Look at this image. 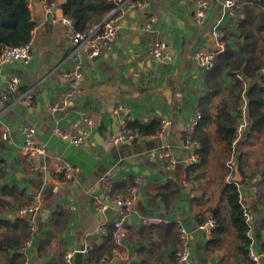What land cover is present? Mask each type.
Returning <instances> with one entry per match:
<instances>
[{"label":"crops","instance_id":"0c3cea01","mask_svg":"<svg viewBox=\"0 0 264 264\" xmlns=\"http://www.w3.org/2000/svg\"><path fill=\"white\" fill-rule=\"evenodd\" d=\"M109 1L114 6L126 1L122 28L101 55H82L85 67L81 79L69 82L62 76L76 67L75 45L67 38L62 21L54 20L63 12L60 5L51 12L43 0H29L35 22L29 59L0 65V125L1 129L10 127V138L5 140L0 155V200L10 206L4 213L10 219L19 217L23 207H35L22 216L38 227L22 246V256L17 260H8L9 253L5 251L13 245L11 241L0 244V264H64L66 251L83 249L89 244L95 246L90 252L93 261L84 257L85 264H222L219 257L205 248L209 237L199 227L197 215L201 208L195 201L201 189H213L220 176H216V161L221 145L215 147L209 164L192 171L194 162H190L185 146V128L195 113L202 111L207 89L228 91L238 68L232 72V67L224 63L217 76L216 71L211 73L200 66L196 53L216 48L217 29L226 34L227 45L235 48L238 25L247 8L255 16L260 11L264 14V0H235L233 13L225 10L226 0H207L204 24L195 22L196 0H143L142 7L133 6L131 1L136 0ZM97 8L91 15L90 30L99 28L112 10L103 13L100 6ZM153 16L157 19L155 29L147 31L144 25ZM254 22L256 30V18ZM260 35L262 32H257ZM158 41H165L170 49L169 56L162 61L148 54L149 47ZM12 77L20 80L16 91L8 88ZM29 90L34 94L31 106L20 99ZM68 91H73V95L67 98L65 107L52 111L50 104L66 98ZM219 95L211 101L214 107ZM84 115L92 116L96 124L89 139L76 146L59 131L81 128ZM164 119L169 122L165 129ZM133 120L159 121L160 128L127 143L113 144L107 140L109 134ZM248 121L242 122L244 127ZM212 124L208 126L214 131ZM29 126L35 128L32 142L46 147L45 156L19 151L18 145L25 138L23 129ZM251 146H244L250 152L246 158L252 164L246 170L249 175L256 168L255 149ZM165 150L175 155L174 163L159 156ZM152 153L158 156L151 159ZM57 159L78 168L74 180H59ZM202 170L206 175L200 178ZM260 171L258 179L264 177V170L262 174ZM105 178L111 191L106 190ZM135 186L138 197L127 210L124 257L102 261L111 253L114 241L110 247L101 227L106 224L113 233L112 220L119 209L107 215L98 209L97 200L117 201L127 197ZM258 190L250 185L242 187L246 201L257 215L253 247L259 264H264V203L258 199ZM161 192L168 196L161 197ZM182 226L194 234L193 257L187 263L175 259Z\"/></svg>","mask_w":264,"mask_h":264},{"label":"trees","instance_id":"16d2710c","mask_svg":"<svg viewBox=\"0 0 264 264\" xmlns=\"http://www.w3.org/2000/svg\"><path fill=\"white\" fill-rule=\"evenodd\" d=\"M61 5L64 15L73 17L78 29H88L92 12L100 6L103 13L110 11L114 4L109 0H48ZM254 18L257 19L256 30ZM35 22L32 20L29 9V0H0V53L10 45H22L32 39V31ZM238 41L233 48L227 45L215 60L210 72L221 70L224 63L232 67L234 71V84L225 93L216 87H209L204 96L205 104L202 107V118L196 126V132L200 147L197 151L198 160L192 163V171L202 169V166L209 164L212 152L217 145L218 159L216 161L220 174L213 189L202 188L195 196L196 203L200 206L198 213L199 225H202L207 216L215 220V226L207 239L205 248L213 255L219 257L222 264H259L250 254L253 238L248 234L249 224L243 215L241 204L242 194L240 186H255L259 188L257 196L260 202L264 203V177L257 178L260 170H264V14L262 11L255 16L254 11L247 8V14L241 19L238 25ZM257 32L262 35L257 36ZM226 37V34H225ZM246 76H245V75ZM220 94L219 102L214 107L211 101ZM22 96V95H21ZM246 103V107L244 106ZM248 121L243 131L239 132V125ZM212 122L214 131L209 129ZM250 122V124H249ZM208 126V128H207ZM127 127L138 129L141 136L157 132L160 122L152 123L129 121ZM240 134V135H239ZM239 136L236 147L233 140ZM195 137V138H196ZM197 139V138H196ZM255 149L256 168L249 175L247 169L252 165L246 161L249 150L244 146ZM5 147V139L2 135L0 125V155ZM221 149V151H220ZM235 159L239 166V172L245 179V183H236L235 180H228L230 172L235 174ZM206 172L200 174L204 177ZM264 176V175H263ZM61 181L66 180L64 175L59 173ZM255 179V180H254ZM165 188V187H164ZM168 195L161 192V197ZM126 198V197H125ZM121 199V198H120ZM154 204V200L152 201ZM8 203L0 200V244L12 242L5 251L8 260L19 259L22 256V246L30 238L31 225L21 213L19 217L10 219L4 213L9 208ZM264 228V218L261 223ZM148 233L149 229L145 228ZM114 233V231H113ZM112 230H108L106 242L112 247L114 238ZM30 241V240H29ZM103 249L107 247L102 245ZM97 246V252L99 251ZM264 250V242L262 246ZM93 249L95 246L93 244ZM93 251V250H92ZM91 251V252H92ZM100 253V252H99ZM91 257V258H90ZM90 260L93 261L92 253ZM175 259L177 253L175 252ZM178 262V259H177Z\"/></svg>","mask_w":264,"mask_h":264},{"label":"built area","instance_id":"2783aa9c","mask_svg":"<svg viewBox=\"0 0 264 264\" xmlns=\"http://www.w3.org/2000/svg\"><path fill=\"white\" fill-rule=\"evenodd\" d=\"M47 10L53 12L58 8V4L55 2H49L48 0H43ZM130 1H128L129 3ZM133 6L142 7L144 5L143 0H136L134 3L131 1ZM126 1H123L119 6H114L110 11L106 20L101 24V26L95 30L90 29H78L76 26V22L73 17H68L63 15V12H60V15L56 17L54 20H60L65 25L66 36L70 39L75 48L73 50L74 59L78 60L76 67L71 70L63 73V78L69 82H75L83 77V70L85 67V62L82 61V55L86 54L89 57L99 56L102 54L105 48L110 47V45L115 41L118 36L121 28H122V20H123V11L122 8L125 6ZM236 5L235 0H226L224 3L225 10L228 12H234V7ZM209 7L207 0H196L195 1V9H194V18L195 22L199 24H204L206 21V9ZM157 19L155 16L150 17L148 22L145 23L144 28L147 31H153L155 29V23ZM216 38V48L212 51H197L196 58L205 70L211 69L214 64L216 57L225 49L226 42L224 40L225 33L223 30H215L214 32ZM32 40H30L26 44L22 45H11L6 47L0 53V65L15 61V60H28L30 57L31 49H32ZM169 45L165 41H158L152 44L149 47L148 54L151 58L162 61L169 56ZM20 86V80L17 77H12L8 81V88L11 91H16ZM73 95V91H68L66 98L54 101L50 104V109L52 111H58L63 109L67 104V98ZM22 98V99H21ZM34 94L32 90L27 91L23 94L20 99L27 105L31 106L33 104ZM202 118V113L197 111L193 119L188 123L185 128V146L190 153V162H196L198 160L197 157V149L200 147L199 141L195 138L194 132L196 126L200 119ZM96 124V120L89 115H84L82 118L81 128L74 129L70 131H59L63 138H69L72 143L76 146L83 145L90 137L91 128ZM168 120H163V128L168 127ZM244 123L239 125V132L243 131ZM2 135L5 140H9L10 138V127L4 126L2 127ZM163 132V129H162ZM35 133V128L33 126L25 127L23 129V134L25 135L24 140L18 145L19 151L26 153L30 156H45L47 154V149L45 146L37 145L32 142L33 135ZM239 134V135H240ZM141 137V134L138 129H131L127 127V123L123 126V128L117 132L111 133L108 135L107 140L110 143L118 144V143H127L134 140H137ZM239 140V136L233 140V146L236 147L237 142ZM158 155L156 153H152L150 155L151 159H155ZM162 159L166 158L170 164L174 163L176 158L175 155L169 151L165 150L160 152L159 155ZM61 160H55L56 171L64 175L65 179L63 182L67 180H74L78 174V168L73 164L60 162ZM228 180H235L236 183L240 186L239 181L237 180L235 174L230 172L227 176ZM105 183V187L107 191L112 189V186L107 183V178L103 180ZM255 189H257L255 187ZM242 200L241 204L243 207V215L249 224L248 234L251 238H253L255 233V223H256V213L250 208L249 203L246 201L243 193L242 187L240 186ZM138 197V188L135 186L129 195L126 198L118 199L117 201H112L111 203L104 202L101 199L97 200L96 206L101 212L107 210L112 204H120L119 214L116 218L112 220L114 224V244L111 249V253L105 255L102 258V261L109 262L115 260L116 258L124 257V244L126 238L128 236V231L125 227V222L127 220V210L130 205L137 199ZM38 200V197H37ZM35 207L26 208L23 207L20 209V213L22 215L28 214L31 210H34ZM31 224V235H34L37 231V224L34 221L30 222ZM215 226V220L207 216L205 222L200 225L201 231H203L207 237H210L211 231ZM101 230L104 234H108V228L106 224L101 227ZM181 243L179 245V249L177 252L178 262H190L193 257V248H194V234L189 231L185 226L181 227L180 233ZM92 245H86L83 248V251L88 255L92 251ZM78 250H68L64 254V264H75V255ZM251 257L260 262L259 255L255 251L253 244L251 245L250 250Z\"/></svg>","mask_w":264,"mask_h":264},{"label":"water","instance_id":"95a60500","mask_svg":"<svg viewBox=\"0 0 264 264\" xmlns=\"http://www.w3.org/2000/svg\"><path fill=\"white\" fill-rule=\"evenodd\" d=\"M61 7V5H60ZM59 7V9H60ZM263 170L260 171V174H262ZM235 173H236V176H237V179L238 181L242 182V183H245V179L242 177V175L240 174L239 172V166H238V163H236V166H235ZM259 174V176H260ZM120 208V204H114L112 206H110L106 211L105 213L108 215L113 209H118ZM132 253V252H131ZM91 254H87L83 251V249H79L77 252H76V255H75V264H85L84 263V257H87L89 259ZM91 258V257H90ZM184 263H186L184 261Z\"/></svg>","mask_w":264,"mask_h":264},{"label":"clouds","instance_id":"9594fccd","mask_svg":"<svg viewBox=\"0 0 264 264\" xmlns=\"http://www.w3.org/2000/svg\"><path fill=\"white\" fill-rule=\"evenodd\" d=\"M235 165H236V164H235ZM235 176H236V173H235ZM236 178H237V176H236ZM237 180H238V179H237ZM239 183H242V182L239 181ZM242 184H243V183H242ZM256 188H257V187H256ZM110 191H111V190H110ZM110 201L112 202V201H115V200H110ZM112 205H114V204H112ZM112 205H111V206H112ZM105 211H106V210H105ZM256 216H257V215H256ZM112 223H113V222H112ZM199 226H200V225H199ZM37 228H38V227H37ZM114 228H115V227H114ZM178 249H179V248H178ZM186 263H187V262H186Z\"/></svg>","mask_w":264,"mask_h":264},{"label":"rangeland","instance_id":"374dc122","mask_svg":"<svg viewBox=\"0 0 264 264\" xmlns=\"http://www.w3.org/2000/svg\"><path fill=\"white\" fill-rule=\"evenodd\" d=\"M264 142V139H263ZM220 174L218 173L216 176H219ZM218 179H215V181H217ZM217 183V182H216ZM261 187H264V183L261 184Z\"/></svg>","mask_w":264,"mask_h":264}]
</instances>
